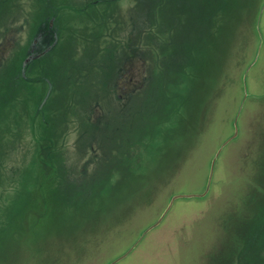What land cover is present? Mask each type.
<instances>
[{"label":"rangeland","instance_id":"1","mask_svg":"<svg viewBox=\"0 0 264 264\" xmlns=\"http://www.w3.org/2000/svg\"><path fill=\"white\" fill-rule=\"evenodd\" d=\"M263 6L0 0V264H110L201 194L257 50L209 191L116 264H264Z\"/></svg>","mask_w":264,"mask_h":264},{"label":"water","instance_id":"2","mask_svg":"<svg viewBox=\"0 0 264 264\" xmlns=\"http://www.w3.org/2000/svg\"><path fill=\"white\" fill-rule=\"evenodd\" d=\"M263 8L264 6L262 7V9L260 10V13H259V17H258V28H259V22H260V19H261V14H262V11H263ZM258 53H259V50H257V54L254 58V60L251 62V64L248 66V68L245 70L244 72V76H243V80H244V96L239 104V107H238V110L236 112V115H235V118H234V132L233 134L227 138L218 148V150L216 151L212 161H211V164H210V170H209V175H208V180H207V184H206V187L204 189V191L201 193V194H175L171 197L167 207L165 208V210L163 211V213L161 214V216L154 222L152 223L151 225H149L147 228H145L142 233L140 234V236L138 237V239L124 252L122 253L120 256H118L117 258H115L114 260H112L110 262V264H116L117 262H119L121 259L125 258L127 255H129L133 250L134 248L143 240V238L145 237V235L151 230L153 229L154 227L158 226L162 220L165 218V216L168 214V212L170 211V209L172 208L173 206V203L175 202V200L179 199V198H191V197H198V196H204L210 189L211 185H212V180H213V175H214V168H215V164H216V161L219 157V155L221 154L223 148L228 144L229 141H231L233 138H235L238 133H239V128H238V119H239V116L241 114V111L243 109V106H244V103H245V100L247 99V97L249 96L248 92H247V89H246V77H247V74H248V71L250 70L251 66L254 64V62L256 61L257 59V56H258Z\"/></svg>","mask_w":264,"mask_h":264},{"label":"trees","instance_id":"3","mask_svg":"<svg viewBox=\"0 0 264 264\" xmlns=\"http://www.w3.org/2000/svg\"><path fill=\"white\" fill-rule=\"evenodd\" d=\"M1 53H3V51H1ZM137 62H140V61L137 60ZM138 70L139 71L138 72H135V74H134V79L136 81L139 80V82H136L135 81V83H134L135 85H133V84L130 83L129 85H127L125 87L123 86L121 93H125V94L128 93L129 94L130 92H132L133 90L139 88L142 85V83H143V74H142V71H141V67H138ZM120 81H121V84L123 85V79L120 80Z\"/></svg>","mask_w":264,"mask_h":264}]
</instances>
